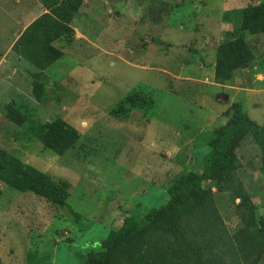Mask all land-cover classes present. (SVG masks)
<instances>
[{
	"label": "rangeland",
	"instance_id": "1",
	"mask_svg": "<svg viewBox=\"0 0 264 264\" xmlns=\"http://www.w3.org/2000/svg\"><path fill=\"white\" fill-rule=\"evenodd\" d=\"M261 4L83 0L61 19L36 0H0V70L16 87H0V150L11 157L0 158V264H83L124 217L140 220L165 204L173 181L202 170L207 133L237 112L264 126V32L236 12ZM228 42L242 66L219 82L217 48ZM18 166L66 181L64 204L26 189ZM203 187L231 232L264 226L250 136ZM240 192L248 204L237 213Z\"/></svg>",
	"mask_w": 264,
	"mask_h": 264
},
{
	"label": "trees",
	"instance_id": "2",
	"mask_svg": "<svg viewBox=\"0 0 264 264\" xmlns=\"http://www.w3.org/2000/svg\"><path fill=\"white\" fill-rule=\"evenodd\" d=\"M39 1L49 13L61 19L73 16L83 2ZM236 12L244 16L248 12L257 19L251 31L264 32V4ZM233 52L234 46L229 42L218 46L215 62L217 81L229 79L230 74L242 66V60ZM247 135L260 150L261 172L264 174V126L237 112L221 127L207 133L209 156L200 172L189 173L173 181L166 189L168 199L165 204L151 208L140 220L124 217L105 250L96 252L91 248L83 264H255L261 245H264L263 223L259 222L254 231L250 225H245L231 232L223 223L211 190L203 187L204 182L216 180L233 166L235 150ZM0 158L5 162L11 160L2 150ZM2 166L0 163V169ZM21 168L18 166L16 173L26 189L53 204H64L69 194L66 181L54 180L35 169L25 174ZM239 194L241 201L234 206L237 213L248 204L247 196L242 192Z\"/></svg>",
	"mask_w": 264,
	"mask_h": 264
},
{
	"label": "crops",
	"instance_id": "3",
	"mask_svg": "<svg viewBox=\"0 0 264 264\" xmlns=\"http://www.w3.org/2000/svg\"><path fill=\"white\" fill-rule=\"evenodd\" d=\"M37 5H38V6H37ZM35 6L37 7L38 11H40L41 8H43L42 11H46L45 8H44L43 6L41 7V5H40V3L38 2V0H36V5H35ZM25 27H26V26H25ZM25 27H24V28H25ZM24 28L22 29V31L24 30ZM22 31H21V33H22ZM2 33L5 34V33H7V32H6V31L4 32V31L0 30V34H2ZM21 33H20V34H21ZM8 51H9V50H8ZM6 63H8V62H7L6 58H5V55H3V56L1 57V60H0V68H2V64H4L3 66H7ZM2 71H4V70H3V69L0 70V87H2V86L4 85V83H7L6 85L8 86V84H10L9 78H6V76L3 75ZM8 76H9V74H8ZM10 85H11L10 87H15V86L12 85V82H11ZM10 87H9V88H10ZM15 89H16V87H15Z\"/></svg>",
	"mask_w": 264,
	"mask_h": 264
}]
</instances>
